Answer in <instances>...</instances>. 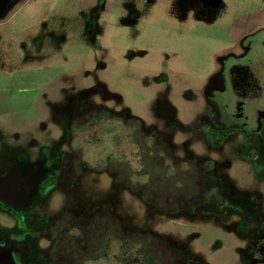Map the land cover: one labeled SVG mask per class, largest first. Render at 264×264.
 Here are the masks:
<instances>
[{
    "label": "flooded vegetation",
    "instance_id": "obj_1",
    "mask_svg": "<svg viewBox=\"0 0 264 264\" xmlns=\"http://www.w3.org/2000/svg\"><path fill=\"white\" fill-rule=\"evenodd\" d=\"M7 1L1 16L24 0ZM179 2L181 25L210 23L221 5ZM116 3L132 24L140 4ZM257 9L234 18L200 67L146 72L147 116L103 80L39 83L41 130L9 143L0 133V264H205L173 228L200 218L235 235L234 264H264V186L253 179L264 176V25L241 27Z\"/></svg>",
    "mask_w": 264,
    "mask_h": 264
},
{
    "label": "rangeland",
    "instance_id": "obj_2",
    "mask_svg": "<svg viewBox=\"0 0 264 264\" xmlns=\"http://www.w3.org/2000/svg\"><path fill=\"white\" fill-rule=\"evenodd\" d=\"M117 1L122 0H107L102 10L95 0L19 1L0 15V133L5 143L16 134L41 130L45 108L39 83L56 74L61 76L55 87H63L65 80L80 87L103 80L137 116L149 115V71L200 67L198 60L209 49H223L236 16L264 5V0H221L212 22L181 25L172 20L182 11L179 0H136L139 14L128 25L118 18L124 3L118 7ZM91 23L90 34L86 28ZM100 64L105 68L99 69ZM253 179L264 186V176ZM216 220L200 218L173 228L192 243L201 262L237 263L239 241Z\"/></svg>",
    "mask_w": 264,
    "mask_h": 264
},
{
    "label": "crops",
    "instance_id": "obj_3",
    "mask_svg": "<svg viewBox=\"0 0 264 264\" xmlns=\"http://www.w3.org/2000/svg\"><path fill=\"white\" fill-rule=\"evenodd\" d=\"M29 0H24L23 2H27ZM87 0H84L83 4H85ZM251 25H264V5L261 8H258L254 15H251L247 18V20L242 24V28H249Z\"/></svg>",
    "mask_w": 264,
    "mask_h": 264
},
{
    "label": "water",
    "instance_id": "obj_4",
    "mask_svg": "<svg viewBox=\"0 0 264 264\" xmlns=\"http://www.w3.org/2000/svg\"><path fill=\"white\" fill-rule=\"evenodd\" d=\"M7 3H8L7 0H5L3 2L0 0V6H2V8L0 9V14H3L5 12Z\"/></svg>",
    "mask_w": 264,
    "mask_h": 264
}]
</instances>
